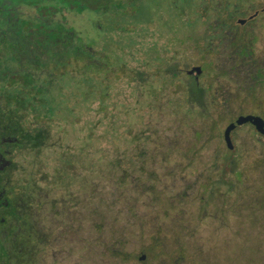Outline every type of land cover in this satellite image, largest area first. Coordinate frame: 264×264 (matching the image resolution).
<instances>
[{
    "label": "rangeland",
    "instance_id": "1",
    "mask_svg": "<svg viewBox=\"0 0 264 264\" xmlns=\"http://www.w3.org/2000/svg\"><path fill=\"white\" fill-rule=\"evenodd\" d=\"M170 2L172 1L146 0L143 1L141 6L140 2L135 0H116L112 1V4L107 5L106 9L83 10L84 13L76 19L73 17L71 22L79 21L76 27L79 31L80 39L84 44L94 47L99 52L98 56H96L99 67L96 72H93L91 69H85L80 62H77L78 64L74 62L73 67L69 71L81 74L85 70L89 75L95 76L90 77L86 82L87 86L80 84L81 86L79 85L80 87L76 89L75 93L76 96L78 95L77 100L83 99V95L86 96L84 101H88L87 105L93 99L94 108L97 109V114L93 113L92 117L91 115L85 116L78 125V131H80V127L86 121L90 122L92 120L94 123L88 128L93 129L96 127L92 131L86 129L87 131L85 132V137H89L91 133L93 136V147L92 149L89 147V156H87L89 158L91 156L92 164H96L93 170L98 171L99 159L106 158V153L98 152V150L104 149L113 154L115 148L121 145L125 146V150H127L125 162L126 164L129 163L132 159L129 151L135 147V144L130 142L131 137H133V135L131 136V131L142 129L147 123L146 126H149L153 131H159V134L154 133L151 137L150 142H152L149 147L156 150L159 149L160 153L162 146L165 145L161 144V139L166 138L168 146L173 148L172 157L167 159L166 162L180 163V168L179 166L168 168L154 166V169L158 172L157 177L159 179L166 180L165 185L171 194V198L177 196V209H183L188 213V216L186 213H177L171 206L166 205V209L161 208L162 199L159 196L155 197L154 203H150L151 199L147 201V196L132 192L131 203L129 196L127 198L129 210L131 212L138 211L139 214L134 217V215L129 214L127 208H123V214L118 224L120 225L119 231L115 235L119 241L125 243L124 252L132 260L129 263L120 261L109 263V260L107 261L100 257H94L95 260L90 257V243H95L97 236L99 241L104 239L107 234L97 235V232L92 229L93 218L88 217L86 209L83 208L82 202H80L83 199L79 198V205L72 203L70 205L68 203L65 206L67 209L59 216L60 221H62L61 225L55 229L49 228L46 232L41 233L43 235L40 238L41 243L36 245L41 264H160L161 262L148 258L146 252L149 251L146 249L157 243L154 240L160 238L159 230L167 231L168 227L166 226L168 224H165L166 226L163 224V227L160 225V222L167 215L169 220L174 222H177V218H179L178 222H185L188 219L191 228L196 229V233L192 230L194 235L190 234L184 238L186 244L184 255L182 256L184 259L176 264H236L237 257L242 253L245 255H248L247 253L254 254L264 264V245L261 236L255 235L251 239L249 246L242 244L240 247L239 245L240 250L238 251V238L235 237V233L238 231L237 226L242 229V223L230 217L231 223L228 228H220L216 222V217H211L213 210L218 207L216 204L208 205L206 203L207 196L203 193L204 189L201 188L204 183L203 175L207 170L212 169L214 154H220L221 149H225L220 135L223 134L229 119L223 117L222 122L217 117H212V120H198L196 126L204 127L207 130L205 132L206 140H204L206 143L203 145V141L197 143V149L192 151L190 149L192 144L195 143L191 139L193 129H189L187 123L183 124L184 120L179 116L177 117L179 113H176L173 109L174 104L178 105L177 102L185 101L187 92L184 83L188 77L186 71L193 66H197L195 64L201 61L200 55L197 53L191 54L189 50L184 48H179L176 54L162 52V58L166 62H171L173 57L179 63V79L175 85L170 82V79H164L159 75L155 79L156 83L159 81L158 86L150 81H140L137 76L136 70L144 69L140 64V54H137L139 42H141L139 39V35L142 32L139 31L140 26L146 31L148 29L152 31L153 38H158L161 34L159 35L156 30L160 26L159 22L163 21L162 15L164 14L163 17L165 19L168 18L166 22H171V19H169L170 15L164 12L162 14L163 10L167 11ZM186 18V15H183L182 19L184 21H186ZM68 20L70 22V18ZM177 29L179 30V36L187 35V28L178 26ZM168 36L171 35L159 38L158 43L160 46ZM125 45H132L133 51L123 50ZM189 61L190 66L187 67L186 65ZM148 67L150 65L146 68ZM151 67L154 66L151 65ZM156 71L152 69L149 73L154 75ZM111 117L116 119L112 124H110L113 120ZM97 120H99V123ZM212 121L218 123V128L215 134L210 136L208 129L213 124ZM60 122L62 121L60 120ZM54 123L56 126L53 133L63 137V148L59 149L57 146H52V148L44 150L45 154L42 158L45 160L47 170H42L39 173V178L42 179V181L40 180V186L44 189L42 196L49 195L52 190L53 193L51 192V194L53 197H67V194L73 191L83 197L81 184H79L81 182L78 179L88 174L86 171L84 172V161H79V163H74L70 166L64 160L66 156V153H64L66 151L65 147L68 144H74L78 137L83 136V133L74 134V132H71L66 137L63 131L58 128L59 125L64 127L65 124H60L57 119ZM57 131L59 132L56 133ZM251 142V139L247 137L243 144ZM51 143L53 144L54 142ZM74 153L77 152L74 151ZM259 154L258 150H254L249 156L250 160L246 159L243 161L245 166H242V168H246L249 165V167H256V161L260 157ZM155 163L160 164L161 159H157ZM188 167L192 168L186 170ZM37 171L35 168V173ZM57 171L64 172L65 175L72 176V178L75 176L78 182L75 184L65 182L63 186L53 187L56 182L60 183V181H55L56 177L54 174ZM164 171L173 172L175 177L169 175L165 177ZM215 176L216 174L212 177L215 178ZM44 179H47L48 182H44ZM93 179L95 196L92 199L93 204L88 206L90 207L91 205V209H95L96 205L100 206V195L109 198L111 193L110 189H108V186H110L108 182L103 183L100 190L98 180H96L97 173L95 172ZM135 199L138 201L134 202L133 200ZM156 215H158L159 220L155 218ZM42 218L45 219V222L53 220L52 214L43 213ZM144 218L145 220H143ZM144 221H146V225L142 224ZM165 238L163 242L166 243L167 249L170 250L169 258L165 260V264H172L171 260L177 257L176 248L174 246L171 247V243ZM227 241L232 245L226 244ZM144 255L147 258L140 260ZM251 257L252 261L248 263L254 261L253 256L248 257V259H251Z\"/></svg>",
    "mask_w": 264,
    "mask_h": 264
},
{
    "label": "flooded vegetation",
    "instance_id": "2",
    "mask_svg": "<svg viewBox=\"0 0 264 264\" xmlns=\"http://www.w3.org/2000/svg\"><path fill=\"white\" fill-rule=\"evenodd\" d=\"M46 1L94 0H0V264H33L35 240L43 237L41 233L49 228L61 225L59 216L67 209L65 206L74 204L69 193L67 197H53L51 190L49 195L42 196L44 189L40 186L39 173L47 170L42 158L44 150L63 147L62 138L53 133L55 118L50 117L47 109L50 95L43 87L65 84L74 62L93 72L99 67L96 58L99 52L83 43L78 29H72V18L81 15L70 17L69 22L64 19L65 13L57 14L59 8L45 6ZM237 3L240 4L234 9L237 13L222 17L232 18L234 23L220 24L221 39L210 40L208 45L204 43L199 54L201 61L186 71V90L191 100L188 116L202 114L217 117L221 122L223 117L229 119L220 139L227 151L242 150L234 163L243 165L254 150L260 152L259 156L264 155V135L251 123L238 126L231 132L233 147L230 148L225 131L240 117L264 120V1ZM193 10L186 15L188 32L184 35L190 38L185 47L191 54L197 53L193 35L195 19L200 17ZM53 12L54 18H51ZM201 16L208 18L209 15ZM78 22L75 20L74 24ZM178 26L161 46L157 40L152 44L153 39L145 35L142 39L145 46L139 50L143 68L161 63L163 51L176 54L179 48H184L183 42L179 45ZM169 64L179 73L175 58ZM186 66H190V61ZM195 67H200L201 73L189 74ZM178 79L176 76L170 81L175 85ZM3 87L8 90L17 87L20 91L4 92ZM200 90L205 93H197ZM195 97L202 98L201 103H195ZM247 137L252 142L243 144ZM205 138L206 133L202 131L191 139L198 147L197 143H206ZM216 161L217 158H212V164ZM54 176L60 183L56 182L53 187L65 185L64 172L57 171ZM43 213L52 214L53 220L45 222ZM256 261L262 264L259 259Z\"/></svg>",
    "mask_w": 264,
    "mask_h": 264
},
{
    "label": "trees",
    "instance_id": "3",
    "mask_svg": "<svg viewBox=\"0 0 264 264\" xmlns=\"http://www.w3.org/2000/svg\"><path fill=\"white\" fill-rule=\"evenodd\" d=\"M112 1L113 0L49 1V3L48 1H46L44 2V5L46 6L48 4V6H56L57 8H59L57 14L60 15V13H65L64 15H66V17H64V19H69L73 16L82 15L84 13L83 10L90 11L94 10L95 8L106 9L107 5L112 4ZM135 1H139L142 6L143 1L146 0ZM166 1L172 2H170V4L168 5L169 7L167 8V11L163 10L162 14L164 12L167 15H170L169 19H171V22H166L168 18L165 19L163 17L164 14L162 15L163 21L159 22L160 26L157 27L156 30L158 31L159 35L161 34L160 36H158V38H153L152 31L148 29V26L147 31L144 30L142 26H140L139 31L142 32L139 35V39L141 42H139L137 54L140 53V48L145 46V43L142 41L145 35L148 36V38L153 39V44L156 40L158 42L159 38L161 39L166 35H170V32L174 30L176 25H179L181 27L185 25L184 28H186L187 18L186 21H184L182 17L183 15H187L188 13H190L192 8L194 9V14L200 16L196 17L195 19V32L193 35L194 46L197 49L196 52L197 54H200L202 53L204 43H207L208 45V42H210V40L213 41V39L216 38L221 39V35L218 34V31H220L222 28L220 24L234 23V20L232 18L222 17L223 15H234L235 13H237V11L234 10L236 5H240L239 3H237V1L255 0ZM63 9L66 12L62 11ZM38 13H41V11H38ZM54 13L55 12L50 13L51 18H54ZM202 14H208L209 16L208 18H203L201 16ZM72 26L73 30L77 29L76 23H73ZM168 38L170 39V36H168ZM189 39L190 38H188L187 36L180 37L179 45L181 46V43L183 42L184 49H187L185 46ZM150 44V42L147 43V47H150ZM211 47H213L212 44ZM133 49L134 48L132 47V45H125L123 50L132 52ZM169 53H171V51H169ZM169 63V61L166 62V60L163 58L161 63H151L150 67L148 68L136 70L137 76L139 77L140 81H150L156 86H158L159 82H155V79L158 77L157 75L162 76V78L164 79L168 78L170 80L172 78H175L176 76L177 78H179V73L176 72L174 67H171ZM151 65L154 67H151ZM152 69L157 70L156 74L151 75L149 73V71H151ZM79 75L80 77L78 78ZM90 77L92 78V75L86 73L85 70H83L81 74L77 72H72L71 75L67 76L65 84L47 85L43 87L46 89V94L50 95V97L47 99V109L50 114V117L55 118V120L52 121L53 123L57 119L59 120L60 124H65L64 127L59 125L58 128L63 131L66 137L69 136L71 132H74V134H79L80 132L83 133V136L78 137L74 144H68L65 147L66 151L64 153H66V156L65 159H63L70 166H72L71 164L79 163V161H84V172L86 171L88 174L86 176L79 177L78 179L81 182L79 184H81L83 197L73 191L72 193H69L70 200L72 199L74 205H79V198L83 199V201H80L82 202L83 208L86 209L88 217L93 218V222L91 221L93 223L92 229L97 232V235L107 234L104 239H101L99 241L97 236L96 242L93 244L90 243L89 250L91 259L94 257H100L102 259H106L107 261L109 260V263H112L113 261L129 263L132 258L129 255H126L124 252L126 248L125 243L119 241V239L115 237V235L119 231L120 225L118 224L120 217L123 214V208H127L129 214L134 215V217H137L139 214L138 211L131 212L129 210V203L127 201L128 196L130 203L132 202V192H137L140 195L147 196V201L151 199L150 203H154L155 197L159 196L162 199L161 208L166 209L167 205L174 208L177 213H186V211H184L183 209H177V196L171 198V194L168 192L167 186L165 185L166 180L159 179L157 177L158 172L156 171V169H154V166H157L159 168H168L173 166H179L180 168L181 166L179 165L180 163H172V161L170 163L166 162L167 159H171V154L173 150V148L168 146L166 138L161 139V144L165 145L162 146L160 153L159 149L156 150L149 147V144H151L152 142H150L151 137L154 133L159 134V131H153L149 126H146L147 123H145L144 128L134 129L131 131V136L133 135V137H131L130 142L134 143L135 147L134 149L129 151L130 156L132 157L129 163L126 164L125 162L127 150H125V146L121 145L115 148L113 154H110L104 149L98 150V152L106 153V158L99 159L98 171L93 170L96 164H92L91 156L90 158L87 157L89 156V147L90 149H92L93 147V136L91 133L89 137H85V132L87 131L86 129L92 131L96 127H94L93 129L88 128L90 125H93L94 122L92 120L90 122L86 121V123L80 127V131H78V125L80 124V120L84 119L85 116L88 117V115H91L92 117L93 113L97 114V109L94 108L93 99L87 105L88 101H84V99H86V96L83 95V99L77 100L78 95H75L76 89L81 86L80 84L85 86L86 82L90 79ZM184 86L187 88L186 81L184 83ZM3 91L14 93L17 91L19 92L20 90L17 87H9V90L7 89V87H3ZM197 93H200L202 95L205 93V91L200 90ZM201 100L202 98L200 97H195L194 99L195 103H201ZM190 102L191 100L185 97V101L183 100V102H177V106H175L174 104L173 109L176 111V113H179L177 117L179 116L180 118H182L184 120L183 124L187 123L189 129H193L192 135H195L196 132H206L207 130L204 127H198L196 126V123L200 119L212 120V117H204L202 114L195 115L193 116V118L188 116ZM111 118H113V120L110 122V124H112V122L116 120L115 117ZM217 119L220 120L219 118ZM60 120L62 122H60ZM97 122L99 123V120H97ZM212 122L213 124L208 129V132H213L215 134L218 128V123L214 121ZM129 132L128 134H130ZM61 138V141H63V137ZM164 141L166 142L164 143ZM59 149H61V147ZM196 149L197 146L195 143H193L190 150L195 151ZM74 151H76L77 153H74ZM241 152L242 150L230 152L226 149H221L220 154H214L213 158H217V161L212 164V169L209 171L207 170L206 173L203 175L204 183L201 186V188L204 189L203 193L205 194V196H207L206 203L208 205L216 204L218 207L216 208V210H213L214 212H212L213 215L211 214V217H216V222L219 224L220 228H228V225L231 223L230 217H233L237 221L242 223V229H240V226H237L236 228L238 229V231H236L235 233V237L238 238V251L240 250L239 245L240 247L242 244L249 246L251 239L254 238L255 235L261 236V240L263 241L264 245V155L260 156L261 160L256 161V167H249V165L246 166V168H242V166L245 165H239L234 163V160L236 159V157H238ZM157 159H161L160 164L155 163ZM191 168L192 167H188L186 170H189ZM94 172L97 173L96 180H98L100 190L101 185L105 182H108L110 184V186H108V189H110L111 193L109 198H105L103 197L104 195H100V206L98 207V205H96L95 209H91V205L90 207L88 206L89 204H93L92 199L95 196L93 179ZM163 173L165 174V177L166 175L175 177L174 173L172 172V175L171 171H164ZM214 174H216L215 178L212 177ZM240 175L243 176L242 179L240 178ZM66 177L67 178L65 182H72L74 184L78 182L75 176L72 178V176L66 175ZM133 201L136 202L138 200L135 199ZM87 203L88 205L86 206ZM186 214L188 216V213ZM164 215H166V213H164ZM155 218L159 220L158 215H156ZM143 220H145V218ZM178 221L179 218H177V222L169 220L167 215L166 217H164V220L160 222V225H162V227L163 224H168L167 226L165 225L166 227H168V229L167 231L159 230L158 232L161 234V236L159 239L154 240L157 243L155 245L147 247L146 250H148L149 252H146V254L149 259H154L157 260V262H161L160 264H165V260L169 258L168 255L170 250L167 249L166 243L163 242L164 237H166L165 239L169 243H171V247L174 246L176 248L177 257H174L171 260L172 264H176L180 260L184 259L182 258L186 247L184 238L188 237L190 234L194 235L193 231L196 233V229L191 228L190 221H188V219L185 222ZM142 224L146 225V221H144ZM162 236L164 237L161 238ZM40 241L41 240L39 238L36 239L35 244H40ZM226 244L232 245L229 241H227ZM85 249H87V247H85ZM35 250L36 251L34 253L33 264H41V259L38 255L39 252L37 251V249ZM247 254L248 255H245L243 253L241 255L239 254L236 259V264L257 263V258L255 257L256 255L254 256V254L251 253ZM250 256H253L254 261L248 263L249 261H252V257L251 259H248V257ZM140 260L142 259L140 258Z\"/></svg>",
    "mask_w": 264,
    "mask_h": 264
},
{
    "label": "water",
    "instance_id": "4",
    "mask_svg": "<svg viewBox=\"0 0 264 264\" xmlns=\"http://www.w3.org/2000/svg\"><path fill=\"white\" fill-rule=\"evenodd\" d=\"M201 68L200 67H195L194 69H192L189 74H194L195 72H197L198 74L201 73ZM246 123H251L252 125H254L256 127V129L258 130V132H260L261 134L264 135V120L260 117H254V116H248V117H240L238 118L235 122H233L232 124H230L228 126V128L225 131V141L228 144V146L230 148H232V142H231V132L237 128L238 126H242ZM146 256L144 255L142 257V260H145Z\"/></svg>",
    "mask_w": 264,
    "mask_h": 264
}]
</instances>
